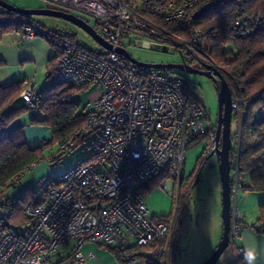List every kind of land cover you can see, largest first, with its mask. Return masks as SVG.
I'll return each instance as SVG.
<instances>
[{"label":"built area","instance_id":"2783aa9c","mask_svg":"<svg viewBox=\"0 0 264 264\" xmlns=\"http://www.w3.org/2000/svg\"><path fill=\"white\" fill-rule=\"evenodd\" d=\"M48 1L93 17L96 29L112 48L96 51L70 35L57 38V65L48 84L102 87L86 106L85 125L60 144V152L66 151L82 138L91 147L89 160L62 175L40 180L48 197L43 203L26 205L25 213L33 221L29 229H6L0 222V264H56L52 257L70 242L75 243L72 261L82 264L95 257L82 251L88 241L115 246L127 254L150 246L158 264H171L169 236L175 214L166 220L155 219L143 185L168 166L172 176L179 177L180 186L188 147L210 129V115L186 74L140 65L118 48L157 44L175 49L187 66L212 73L215 68L220 70L210 62L211 43L191 27V13L202 0ZM23 32L27 40L53 35L38 21L25 25ZM41 92L32 81L22 89L21 98L32 113L38 111ZM233 106L235 113V101ZM232 137L234 146L239 131ZM42 143L50 144L51 137ZM210 144L209 153L217 147L214 134ZM232 178V195L237 200L242 181L239 167L232 165ZM14 182L19 184V178ZM4 199L0 193V206L9 216L15 199ZM243 224V214L233 208L230 247L236 255L242 253L238 239ZM126 264H138L137 258Z\"/></svg>","mask_w":264,"mask_h":264},{"label":"trees","instance_id":"16d2710c","mask_svg":"<svg viewBox=\"0 0 264 264\" xmlns=\"http://www.w3.org/2000/svg\"><path fill=\"white\" fill-rule=\"evenodd\" d=\"M206 4L210 5V9L195 19V10ZM191 16L192 29L200 30L211 43L210 62L220 68L233 89L234 101L238 105V111L234 113L233 119L239 122L240 137L238 141H234L231 156L233 168L239 167L242 176L241 188L244 192L264 191V0H202ZM238 20L239 26L236 25ZM36 21L33 16L9 11L0 6V42L5 34L22 32L25 25ZM52 33L53 35L46 38L54 46H57L59 36L68 35L54 31ZM229 40L231 43L225 47V43ZM52 67L49 76L56 65ZM23 84L24 82L0 85V193L3 196L11 187L17 185L14 182L15 179L20 180L28 168L47 156L45 150L48 147L57 146L56 152H52L53 154L49 152V159L61 162L68 151L84 144L82 138H77L71 147L60 152V144L87 121L88 112L78 113L80 100L76 96L91 88L92 84L84 87L68 85L62 88V86H51L47 82V87L42 90L38 101V111L32 113L34 117L30 122L50 126L52 128L51 143L45 145L41 141L40 145L34 146L27 141L24 126L20 123L15 124L21 115L30 111L20 98ZM40 110L44 113L43 118L37 117ZM214 126L216 128V124ZM215 128L208 129L205 134L196 137L188 150L210 137L211 133L216 131ZM237 151L238 155H235ZM203 156L204 154L198 159L197 166L191 175L192 179L183 183L178 200L173 202V209L169 214H175L171 239L172 264L179 250L175 244V238L181 230V215L191 198V191L196 176L199 175L200 167L204 165ZM88 160L85 158L83 161ZM244 176L248 177L247 183H243ZM171 178L172 173L168 166L161 169L143 185L146 194L148 195L156 186ZM47 197V192L42 189L41 191L33 188L24 190L19 197L13 198L15 204L12 214L0 216L2 226L6 229H14L13 225L17 224L29 229L33 221L25 213L26 205L31 201L43 203ZM259 210L260 214L256 222L246 224L244 221L243 225L251 226L264 236V201L259 204ZM168 218V215L155 217V219L165 220ZM106 247L123 263L130 258H137L138 264H158L150 246L140 247L132 254H127L126 250L115 246ZM234 264H246L243 253L235 256Z\"/></svg>","mask_w":264,"mask_h":264},{"label":"rangeland","instance_id":"374dc122","mask_svg":"<svg viewBox=\"0 0 264 264\" xmlns=\"http://www.w3.org/2000/svg\"><path fill=\"white\" fill-rule=\"evenodd\" d=\"M8 2L14 4L20 8H56L63 9L74 13L88 23L95 26V19L89 15H85L81 12L68 9L66 7L60 6L54 2L48 0H7ZM41 25L46 27L49 30L54 32H60L63 34L73 35L75 39L84 47L96 50L104 51V47L99 44L89 33H87L83 28L74 24L71 21L66 19L50 16V15H36L33 16ZM24 33L23 31L21 32ZM227 42H231L230 40ZM130 54L138 61L145 63H182V58L175 49H166L161 50L156 47L145 48L141 46H130L128 47ZM231 56L233 54H230ZM168 71L178 72L186 74L193 86V90L196 96L202 101L206 106L209 115V125L210 129H214L217 120H218V110H219V101H218V89L215 81L204 74H188L186 72H180L176 69H169ZM42 76L37 79V87L46 88L47 84L41 82ZM41 81V82H40ZM40 82V83H39ZM68 86V85H65ZM64 85L62 88L65 87ZM24 88V85H23ZM102 87L99 84L93 85L91 88L85 90L76 97L80 100V109L83 108L85 104L91 101L92 95L101 92ZM233 90V89H232ZM30 112L27 111L21 115L16 121L15 124L22 122L24 117L28 118ZM27 114L26 116H24ZM31 119L29 120V122ZM31 124V122H30ZM216 129V128H215ZM239 122L233 119L232 121V133L239 131ZM211 131V130H210ZM215 135V132L211 133ZM211 136V135H210ZM210 137L204 139L201 143L193 145L187 153V163L184 169V172L180 175V183L183 184L192 179L191 175L194 172L198 159L201 155L204 154L202 160L204 165L200 167L199 175L196 176V181L194 187L191 191V198L187 203L185 210L181 215L182 226L181 230L175 238V244L179 247L177 252V258L174 259L173 264H202L215 249L217 244L220 241L222 232H223V218H222V182L221 175L219 171V160L217 155H213L210 158L211 153L210 149ZM51 150H57V146H50L45 150V153L48 156V153ZM91 152V147L86 144L80 145L72 151H68L61 162L58 161H48L43 160L39 164H47L54 167L69 166L72 168L80 161H83L87 155ZM69 168V169H70ZM36 170H28L22 178V182L30 183L36 191H41L40 181L37 178ZM243 183L248 182V177L244 176ZM41 180V179H40ZM169 182H164L167 186L164 188L163 183L156 186L153 190L149 192L151 199H156L160 203V211L157 214H166L171 217L170 212L173 209V202L178 200L180 189L182 185L179 186V177H173ZM182 180V182H181ZM147 180L145 183H148ZM179 186V187H178ZM16 189H21L20 186L16 185L11 187L7 194L4 196L6 200L7 196L11 195L12 192ZM11 192V193H10ZM236 197L233 195V208H235ZM237 203L240 212L243 213L244 219L249 223H254L257 221L260 210L259 204L264 201V191L253 192L246 191L244 192L240 188L239 194L237 196ZM0 206V216H4ZM163 216L159 215L158 217ZM14 229H21L19 225H13ZM174 229V227H173ZM173 229L169 239L173 238ZM74 244H71L68 247V253L71 254ZM89 249V250H88ZM233 248L229 247L219 258L215 264H234L236 254L231 250ZM92 253L98 258L102 264H126L125 262L118 261L114 255L108 250L104 245H101L97 242L88 241L83 247V252L85 254ZM236 251V249H235ZM172 252V251H170ZM171 259V253H170ZM71 257L65 261H62L59 264H79L78 262H71ZM172 264V260H171Z\"/></svg>","mask_w":264,"mask_h":264},{"label":"crops","instance_id":"0c3cea01","mask_svg":"<svg viewBox=\"0 0 264 264\" xmlns=\"http://www.w3.org/2000/svg\"><path fill=\"white\" fill-rule=\"evenodd\" d=\"M55 65H57L56 46H54L45 36H39L34 40H27L21 32H9L5 34L3 40L0 42V85L1 86H7L12 83H22V82H24L23 85H25V83L29 81H32L35 85H37V79L40 76H42L41 81H44V82L41 81L40 82L46 85L48 82L50 68H53L52 66ZM38 89L42 91L44 88L39 87ZM99 94L100 92L97 94H93L91 101L97 98ZM20 98H21V94H20ZM87 104H85L82 109H80L79 107L78 113L80 112L87 113L88 111V109L86 108ZM29 112H30L29 113L30 116H27L28 118L24 117L20 124L24 126L25 136L29 144H31L32 146L40 145L43 139L52 136V128L47 124H43V123L30 124L29 120L33 118L34 115L32 114L31 111ZM26 115L27 114H25L24 116ZM37 117L39 118L44 117V113L42 110H40L37 113ZM56 151L57 150L55 151L51 150L50 152L54 153ZM49 156L50 153H48V156L43 158L41 161L48 160L51 162ZM41 161H39L38 163H36L35 165H33L32 167L26 170L28 171L35 169L39 181L40 179L46 176L62 175L66 173L70 168L69 166L54 167L50 165V163H47L45 165L39 164ZM26 171L22 174L19 180V184H17L18 186L21 187V189L14 190L11 195L7 196L6 199L17 198L22 194L24 190L33 186L30 183L22 182V178L26 173ZM147 202L152 216L158 217L159 215H163V216L166 215V214H157V212L160 211L161 208L160 203L155 198L151 199L150 194H148ZM237 202L238 201L236 200L235 206L239 208V204ZM244 221L246 224H251L247 222L245 219ZM71 244H74V242H70L69 244L63 246L60 249V251L52 257V261L55 262L56 264H59L62 261H65L68 258H70L71 254L68 253V247ZM99 244L104 245L102 243ZM238 244L242 249L243 254L246 246H254L257 255L256 264H264V236L261 233L257 232L251 226H246L244 227L242 234L238 239ZM83 247H82V251H83ZM231 250L233 251L234 254H236L235 249H231ZM88 254L90 253L88 252ZM71 262L73 263V261ZM82 264H102V263L98 258L93 257L88 259L85 263Z\"/></svg>","mask_w":264,"mask_h":264},{"label":"water","instance_id":"95a60500","mask_svg":"<svg viewBox=\"0 0 264 264\" xmlns=\"http://www.w3.org/2000/svg\"><path fill=\"white\" fill-rule=\"evenodd\" d=\"M0 6L9 11L22 13L29 16L50 15V16H56L66 19L83 28L103 47L107 49L112 48V44L98 32L95 26L88 23L82 17L74 13H71L69 11L63 9H56V8H20L8 2L7 0H0ZM209 9H210L209 4L203 5L194 12V18L198 19ZM152 47H156L161 50L168 49L166 47H162L157 44H152ZM118 51L124 54L130 60L137 62L140 65L146 67L177 69L180 71H184L188 74L191 73L204 74L211 77L216 83L218 89V101H219L218 120L215 131V141L217 147L215 150L211 152L210 157L213 155H217L219 160V171L222 182L223 232L220 241L215 247V249L212 251L210 256L202 263V264H215L222 256V254L230 247V242H231V224H232V215H233V195H232L233 159L231 156V151L233 148V137H232V121L234 115L233 90L219 69L215 68L214 73H212L210 69L207 70L198 69L187 66L184 63H145L136 60L130 54V52L125 48H118ZM207 68H210V66H207Z\"/></svg>","mask_w":264,"mask_h":264},{"label":"clouds","instance_id":"9594fccd","mask_svg":"<svg viewBox=\"0 0 264 264\" xmlns=\"http://www.w3.org/2000/svg\"><path fill=\"white\" fill-rule=\"evenodd\" d=\"M256 249L254 246H246L244 250V260L246 264H256Z\"/></svg>","mask_w":264,"mask_h":264},{"label":"flooded vegetation","instance_id":"af4514ba","mask_svg":"<svg viewBox=\"0 0 264 264\" xmlns=\"http://www.w3.org/2000/svg\"><path fill=\"white\" fill-rule=\"evenodd\" d=\"M181 182H182V180H181ZM183 183H185V181H183ZM181 184V183H180ZM181 185H183V184H181ZM175 258H177V255H175Z\"/></svg>","mask_w":264,"mask_h":264}]
</instances>
